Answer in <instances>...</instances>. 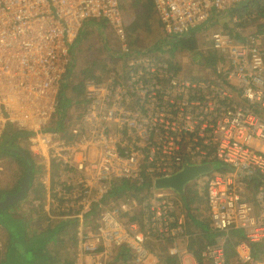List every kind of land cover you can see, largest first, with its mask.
<instances>
[{
    "label": "built area",
    "instance_id": "2783aa9c",
    "mask_svg": "<svg viewBox=\"0 0 264 264\" xmlns=\"http://www.w3.org/2000/svg\"><path fill=\"white\" fill-rule=\"evenodd\" d=\"M247 1L153 0L168 34H201L216 12ZM120 3L0 0V144L8 127L30 133L29 150L47 182L40 207L50 217H80L73 247L78 264H113L123 247L133 264H163L153 243L169 241V253L183 263L191 256L185 243L198 234L186 232L187 219L168 189L153 188L143 203L106 196L116 179L139 185L144 175L172 178L214 160L224 163L206 185L216 240L201 258L264 264L254 256V245L264 243V32L250 31L237 42L215 29L211 39L225 60L218 74L209 69L206 77L189 70L177 75L167 64L159 69L150 51L128 52L123 71L111 61V74L87 80L74 106L82 114L54 121L60 84L73 71L86 23L105 19L125 42ZM3 169L0 156V176ZM137 213L143 220H132ZM230 248L237 262L228 261Z\"/></svg>",
    "mask_w": 264,
    "mask_h": 264
},
{
    "label": "trees",
    "instance_id": "16d2710c",
    "mask_svg": "<svg viewBox=\"0 0 264 264\" xmlns=\"http://www.w3.org/2000/svg\"><path fill=\"white\" fill-rule=\"evenodd\" d=\"M134 1H135V5H134L135 7L137 6V4L138 5L144 4V6H146L148 12L145 15V18H147V22H149V24H151L152 21L157 20L158 24L162 26L163 23L161 20V14L157 10L153 0H134ZM229 14L231 15L229 19L226 20V16H228ZM215 17L216 19H218L219 22V23L217 22V25H215V27L221 26V28H223L224 31L229 33L234 38L235 41L237 42L243 41L246 37V34L250 32L248 31L249 29H251L252 32H257V33L264 32V0H249L245 3L243 2L237 3L228 11L216 12ZM102 21L104 23L107 22V20L105 19H103ZM100 23L102 22L101 21L98 22L97 20L87 22L85 26L86 28L84 30H86L87 26L89 25H94L95 27L102 28L99 26ZM209 23L211 24V21ZM101 26L103 25L101 24ZM159 36L161 37L158 38ZM158 37H155L156 40L154 39L152 46L137 50L132 54H135L137 52L150 51V54L153 56V59L158 63V68L161 64H167L169 70L175 71L177 75H181L179 73L182 74L186 73L188 69L184 70V62L181 57H171L167 54L170 48H172L174 52H177L179 54L191 55L190 57H192V60L190 62L196 65L199 72L201 71L200 73L204 76L209 71L206 70L205 68L212 69L214 71L213 75L218 74V65L225 60V58L222 57L220 49H218L215 46L213 40L203 42V39L200 37V35L194 34L193 32H187L183 34L181 33L168 34L166 32L165 35L159 34ZM125 51L126 50L123 49L121 52L116 54L117 57H120V59L125 60V56H124V54H126ZM75 61H76V56H73V63ZM109 65H110L109 60L104 61L102 66L100 64L96 66L93 63H90L86 65L83 69H81L79 72H77L74 75L73 79L67 80L64 88L65 91L63 92L62 95L61 106H63L64 113L61 119H67L68 117L67 113L69 108L65 106L64 104L65 101L70 103L72 107L75 106V102L81 103L82 99L81 98L74 99L73 94L77 92L84 93L86 89L87 80L90 78L97 77V74L95 72L96 68L101 66L102 68L106 69V67H109ZM202 67H205L204 70H201ZM188 68L191 70V67ZM71 73H68V75H66L68 79ZM123 73H127V72H123ZM191 74L194 75V72ZM69 91L72 92L71 93L72 95H69ZM62 124L65 125L68 124V122H63ZM62 129L64 130V127H62ZM7 132L11 133L10 139L12 140L14 145L17 144L20 148L18 149L11 148L10 150L3 151V153L0 154L3 159V168H4L2 175L0 177L1 180L0 192L2 193L3 191H5V193L10 195H12V193H16L18 196H20L21 195L20 193L25 191V196L21 199V202L20 200H18L17 201L18 204L12 205L13 207L7 211L8 216L13 218V220H9L7 222H0L8 231V245L4 252H3L4 247L0 250V264L5 259H7L6 256L8 255V250L11 243L10 241L11 231L12 230L15 231L16 226L20 223H23V225L20 227V229H16V232L22 233L24 235V239L27 241H32L42 232H51L53 230H56L58 233L54 239L52 238L53 240L49 239L45 241L39 239V241H36V243L33 246L34 255L36 256L39 255V256H38V260L36 262H32L31 264H78L76 258L74 257V250H72L71 252L69 250L70 248L69 242L67 243L66 251L61 253L55 250L57 249L56 242L52 247L50 241H54L60 235L59 238L63 237L66 240V242L68 237L69 240L73 241V243L71 244L72 248L76 246L77 238H78L77 230L79 229L80 217L77 215L63 216L62 218L50 217L48 213L43 211L42 207L35 204L36 200H39L40 202L42 201L44 202V199H46V196L44 194L45 187L43 186L42 183H39L40 176L42 174L44 175L45 170L43 166L39 164V162L37 163L38 159L35 157V155L32 154V152L29 149L24 148L21 145L23 142L27 141V139L30 136V133L16 129L14 127H8ZM29 160L33 161V165H36V169H37L35 175V185H38V187L36 186L37 188H35L34 190L33 189L24 190L23 179L27 170ZM218 161L220 160H214L209 165L216 167L215 170H217L221 168L215 164V162ZM196 167L203 169V165ZM213 171L214 170H212L211 172H205L203 170L201 171V174H199L189 182L195 180L193 185L194 184L198 185V183H200L199 178L201 176L208 175L210 177ZM163 179L166 178L160 177L155 180L150 175H144V181L139 185L125 178L116 179L112 181L113 186L109 192L110 194L106 196V199L112 196H117L123 199H127V198L137 199L140 203H143L150 196L151 190L153 188L156 190L162 189L157 186V181ZM206 182L207 181L200 183L201 186L197 190L191 189L190 191H188L187 189H189L191 185L188 186L187 189H185L187 183L185 184L183 191H179L172 187L163 188V189H168V191L171 192L173 196H175L179 213L186 215L185 217L187 219V226L192 225V228L188 229L186 232L190 234H198L197 237L191 238L189 248L195 253L197 258L199 259L200 264H203L200 258L202 248L205 247L208 243H212L216 240V234L213 233L210 228L211 217L206 199V185L208 182L207 183ZM30 198H32L31 200L32 208L29 209L30 216L28 218L22 215L19 216L20 214L18 213V211L20 208H18V205H20L23 201ZM194 202H197L196 205H193ZM59 204L62 206L64 204V199L60 200ZM202 204L204 205L203 210L199 208L202 206ZM185 212H187V214ZM68 214L69 213H66V215ZM140 214L141 213H137L136 216L132 218V220L134 221L143 220V217ZM26 219H29L31 221L35 220L37 225H39L44 220L42 224H44V222H48L49 225L44 230L40 231L38 234L35 233L36 234L35 236H29L27 231L28 227L26 225ZM237 233L238 234H236V239L240 240L242 238V233L240 232ZM127 252L129 251L126 247L117 250L112 263L114 264L120 261H124L126 264H133L130 260L132 256L131 253L130 252L127 253ZM254 256L256 258L264 257V243H257L254 245ZM162 262L163 264H182V261L178 258V256L164 257V259L162 258Z\"/></svg>",
    "mask_w": 264,
    "mask_h": 264
},
{
    "label": "rangeland",
    "instance_id": "374dc122",
    "mask_svg": "<svg viewBox=\"0 0 264 264\" xmlns=\"http://www.w3.org/2000/svg\"><path fill=\"white\" fill-rule=\"evenodd\" d=\"M121 2V9L123 12V16H124V24H125V29H126V40L125 42H123L115 33L114 29L108 25L107 22H103L99 24L100 27H95L94 25H89L87 26V29L84 30V32H82V34H79L77 37V42H76V50H74V56H76V61L74 62V69L68 79V77L65 75L62 82H61V87L60 90L62 92L65 91V84L67 82V80H71L74 78V75L79 72L81 69H83L86 65L93 63L94 65H103L104 61H108L111 63V61H113V64L115 67H117L120 71H123L124 69V60L120 59V57H117L116 54H118L119 52H121L123 49H125V53H128L129 51H132L133 49H143V48H148L150 46H152L154 39L156 40L155 37H158L159 34L165 35L166 34V29L164 27V25L162 24L159 25L158 21H152L151 24H149V22H147V18H145V15L147 14V8L146 6H144V4L138 5L135 7V1L134 0H120ZM231 14H229L228 16H226V20L229 19ZM150 20V19H149ZM98 21V22H99ZM218 22V19H216L215 15L214 18L212 20L213 25L211 24V28H209L208 31H205L200 35V37L203 39V42L206 41H210L212 40V35L211 33L221 27V26H216ZM219 23V22H218ZM101 24L104 26H101ZM98 26V25H96ZM214 27V28H213ZM248 31H252L251 29H249ZM161 36H159L158 38H160ZM164 37V36H162ZM124 43L127 44V48H124ZM135 50V51H137ZM169 56L171 57H181L183 59L184 62V70L188 69L190 71V73L195 72L194 68H196L197 71V66L192 64L190 61L192 60V57H190L191 55L188 54H179L177 52H174L172 50V48L169 49L168 53ZM181 55V56H180ZM78 59V60H77ZM101 66L97 67L95 72H97V75H108L111 74L113 71L111 69L110 72H107L106 70H102L105 68H102ZM187 67V68H186ZM191 67V70L188 68ZM205 67H202L201 70H204ZM206 70H209L208 68H205ZM187 70V71H188ZM76 71V72H75ZM201 72V71H200ZM199 73V72H198ZM72 77V78H71ZM72 92L69 91V95ZM85 93V91H84ZM83 93L81 92H77L75 94H73L74 99L79 98ZM65 106L68 109L69 113H67L70 118L72 119L73 116L77 117L79 115V113H83L82 108H74L72 107V105H70V103L65 101ZM76 106V105H75ZM84 110V109H83ZM64 113L63 110V106H60L57 108V112L54 114L53 119L54 121L57 123L56 118L57 117H62ZM67 120V119H66ZM65 120V121H66ZM10 135L11 133L6 132V134L4 135L3 141L0 145V154L3 153V151H8L11 148H20L17 144L14 145V143L12 142V140L10 139ZM24 148L30 149V144H29V140L27 139V141L23 142L21 144ZM1 156V155H0ZM210 163L204 164L203 165V169L205 172H211L212 170H215L216 167L209 165ZM215 164L218 167L223 168L224 167V163L223 162H215ZM220 169V168H219ZM3 172V171H2ZM37 169H36V165H33V161L29 160L28 161V166H27V170L23 179V183H24V190H28V189H35L38 187V185H35V175H36ZM2 175V173H1ZM1 177V176H0ZM209 180V176L205 175V176H201L199 178V182L202 183L204 181L208 182ZM195 180L189 182L186 184L185 189L188 188V186L191 185V187L189 189H187L188 191H190L191 189H195L197 190L201 185L200 183L194 184ZM206 182V183H207ZM38 184V183H37ZM193 185V186H192ZM34 186V187H33ZM37 186V187H36ZM186 190V191H187ZM21 194V195H20ZM18 196L16 193H12V195L5 193V191H3L2 193L0 192V222H7L9 220H13V218L8 216L7 211L10 210L13 206L12 205H16L18 204V200H20L25 196V191L21 192ZM32 198L27 199L25 201H23L20 205H18L19 211L18 214L19 216H25V217H29V209L32 208V202H31ZM197 202H194L193 205H196ZM36 205L40 206V201L36 200L35 201ZM8 207V209H7ZM201 210L204 209V205L202 204L201 207H199ZM187 214V212H185ZM186 216V215H184ZM188 216V215H187ZM44 221V220H43ZM43 221L37 225L36 221L33 220H29L26 219V225L28 227V234L29 236H35L36 234H38L40 231L44 230L49 223L48 222H44ZM0 223V240L3 243V252L6 250V247L8 245V231L7 229ZM23 225V223H20L16 226L15 231L12 230L11 231V243L9 246V250H8V257L6 256L7 259H5L1 264H31L32 262H36L38 260V256L39 255H34V244L36 243V241L40 240H49V239H54L55 236L58 234L56 230H53L51 232H42L39 236H37L36 238H34L32 241H27L24 239V235L20 232H16V229H20V227ZM192 228V225H189V229ZM34 229V230H33ZM36 233V234H35ZM60 235L54 240V241H50L52 244V247L54 245V243L56 242V248L55 249L57 252H65L66 251V247H67V243L69 242L70 244V252L73 250V248L71 247V244L73 243L72 240H69V237L66 240L62 237L59 238ZM52 239V240H53ZM60 240V241H59ZM69 252V253H70ZM201 258V257H200ZM202 260V258H201ZM203 261V260H202ZM114 264H126L124 261H120Z\"/></svg>",
    "mask_w": 264,
    "mask_h": 264
},
{
    "label": "crops",
    "instance_id": "0c3cea01",
    "mask_svg": "<svg viewBox=\"0 0 264 264\" xmlns=\"http://www.w3.org/2000/svg\"><path fill=\"white\" fill-rule=\"evenodd\" d=\"M135 50L137 49H133L132 51H129L130 53H133L135 52ZM103 70V69H102ZM107 72H110L111 71V68L110 67H106L105 69ZM104 70V71H105ZM97 73V72H96ZM69 121H71L72 119L69 118L68 119ZM1 145V144H0ZM2 159V157H1ZM3 160V159H2ZM39 183H42L43 186L45 188H47V182H46V177L42 174L40 176V180H39ZM34 187V186H33ZM44 194H45V190H44ZM189 244H190V240H189V243H185V246L188 247V250L190 251V255L191 256H187L186 257V260L182 263V264H200L199 262V259L197 258V256L195 255V253L189 248ZM173 242L172 241H169V242H155L153 243V247L156 248L158 251H160L162 253V258L164 259V257H167V256H172L170 253H169V249L171 247H173ZM120 250V248L118 249ZM129 253V252H127ZM237 254H236V250L235 248H230L229 249V260L228 261H232V262H237ZM203 264H210L206 261H202Z\"/></svg>",
    "mask_w": 264,
    "mask_h": 264
},
{
    "label": "water",
    "instance_id": "95a60500",
    "mask_svg": "<svg viewBox=\"0 0 264 264\" xmlns=\"http://www.w3.org/2000/svg\"><path fill=\"white\" fill-rule=\"evenodd\" d=\"M203 170L204 169L199 167L188 168L175 177L157 181V186L162 189L172 187L179 191H183L185 184L201 174Z\"/></svg>",
    "mask_w": 264,
    "mask_h": 264
},
{
    "label": "bare ground",
    "instance_id": "6f19581e",
    "mask_svg": "<svg viewBox=\"0 0 264 264\" xmlns=\"http://www.w3.org/2000/svg\"><path fill=\"white\" fill-rule=\"evenodd\" d=\"M194 71H195V72H194V74H195V75L200 73L198 69H197V71H196V68H194ZM198 72H199V73H198ZM207 74H208V73H207ZM191 77H194V76H190V77H189V79H191V80H192V78H191Z\"/></svg>",
    "mask_w": 264,
    "mask_h": 264
},
{
    "label": "clouds",
    "instance_id": "9594fccd",
    "mask_svg": "<svg viewBox=\"0 0 264 264\" xmlns=\"http://www.w3.org/2000/svg\"><path fill=\"white\" fill-rule=\"evenodd\" d=\"M179 175V174H178ZM1 181V180H0Z\"/></svg>",
    "mask_w": 264,
    "mask_h": 264
}]
</instances>
